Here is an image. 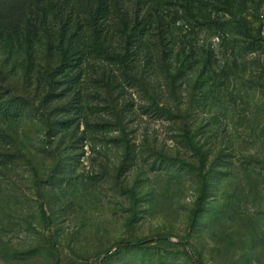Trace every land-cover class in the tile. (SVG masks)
Instances as JSON below:
<instances>
[{"label": "rangeland", "instance_id": "1", "mask_svg": "<svg viewBox=\"0 0 264 264\" xmlns=\"http://www.w3.org/2000/svg\"><path fill=\"white\" fill-rule=\"evenodd\" d=\"M154 1L0 0V264H264V0Z\"/></svg>", "mask_w": 264, "mask_h": 264}, {"label": "trees", "instance_id": "2", "mask_svg": "<svg viewBox=\"0 0 264 264\" xmlns=\"http://www.w3.org/2000/svg\"><path fill=\"white\" fill-rule=\"evenodd\" d=\"M156 4H159L160 6L163 4V0H155ZM186 5V12L194 11L196 6L201 3V0H185ZM208 20V19H207ZM226 24H223L224 28H226ZM78 27V28H77ZM76 29L73 32H70L69 29L62 27L60 30H54L52 33H50V37L58 39V48L60 51V66H64L67 64L69 60H77L78 58H81V55L84 53L86 54L88 50L85 47V45L82 43L80 36L81 29H79L80 25L78 24ZM228 27V26H227ZM142 28H145L146 30L149 29L150 31L153 29V21L147 22ZM156 240V239H155ZM154 240V241H155ZM144 245L143 241H137V242H123L122 246L124 247H142ZM186 246V245H185ZM189 247V245L187 244Z\"/></svg>", "mask_w": 264, "mask_h": 264}, {"label": "water", "instance_id": "3", "mask_svg": "<svg viewBox=\"0 0 264 264\" xmlns=\"http://www.w3.org/2000/svg\"><path fill=\"white\" fill-rule=\"evenodd\" d=\"M196 264H197V262H196Z\"/></svg>", "mask_w": 264, "mask_h": 264}]
</instances>
